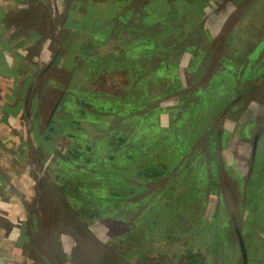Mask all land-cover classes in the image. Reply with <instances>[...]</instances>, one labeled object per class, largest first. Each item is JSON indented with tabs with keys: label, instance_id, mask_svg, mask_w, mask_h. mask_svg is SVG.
Returning <instances> with one entry per match:
<instances>
[{
	"label": "rangeland",
	"instance_id": "obj_1",
	"mask_svg": "<svg viewBox=\"0 0 264 264\" xmlns=\"http://www.w3.org/2000/svg\"><path fill=\"white\" fill-rule=\"evenodd\" d=\"M15 1H18L19 5L21 3L29 4L27 6L30 8V12L35 13L33 19L40 31L47 34L46 38L50 36V39H53L54 36L59 35V31L56 33V21L60 19L61 14L56 11L55 0L53 2L52 0H44V2L43 0ZM14 4L15 8H12L10 13L15 9L14 13L19 17L22 16L27 8L23 9L15 2ZM10 30L8 28L0 36V49L1 46L3 47L2 43L6 42L5 44L10 46L8 52L11 57L5 55L7 50L4 49L3 54L0 50L1 61L7 60L8 65L15 64L20 78L25 76L30 68H34L31 75L33 77L38 71L37 68L42 67L50 57H53V73L51 75L54 77L58 72L60 59L55 56L59 49L55 50L56 47L52 45V40L44 42V44L48 43L47 47H44L41 44L43 41L39 42V39L35 40L34 43L32 41L30 51L32 53L35 51L38 54L36 61L32 65H27L20 52L28 43H22L19 46L14 44V40L9 39V36L13 34L9 35L12 31ZM2 36H4L3 39ZM250 42L252 43V41ZM200 54L202 52L197 51L195 57L198 58ZM7 62L5 63L7 64ZM86 65L87 63L80 64L77 71L71 73L73 77L69 89L73 91V95L81 96L83 95L82 92L87 91L89 95L86 96L89 98L92 97L93 93L113 98L111 92H127L129 78L124 77L127 72L125 69H112L109 72L105 70L96 71L95 67L94 70H91V67H86ZM180 70L183 74L181 81H179L181 85L177 89L181 87L187 89L194 70L186 69L185 73L183 69ZM207 71L209 70L205 68V73ZM240 71L241 69L236 68L223 69L222 73L219 74L223 76L222 84L220 81L217 84V80L212 81V88H214L212 97L216 96L220 90L226 89L224 91L226 94L221 93L220 95L227 96L226 100L232 98L236 93L232 82L234 78H237ZM253 80L254 78L250 81ZM32 82L33 85L29 86L26 103L29 117L25 122L30 131L26 136V141H30L31 144H26L28 151L23 162L25 165H14L17 162L15 157L19 156L17 154L18 148L10 149L5 145L3 147L5 157L9 160L8 167H4L8 173H6L7 176L14 175L20 181L23 175L16 173L18 168L20 172L33 180L32 189L35 186L33 197L28 203L27 201L24 203L23 194L18 190L20 189L19 186L17 188L13 185V190L17 194L20 193L21 196L19 197L25 205L26 210L23 213H16L14 216L10 211L0 207V256L7 264H48L43 256L53 264H117L113 254L115 252H122L126 256H130L132 258L130 259L131 264H187L189 262V260L187 261V254H189L188 259L192 255H197V259L201 258L202 261L204 256L208 259L211 258V264H221L219 261L220 254L223 256L231 254V258L233 255L235 258L238 257V246L231 233L230 218L232 215L227 213L225 206L221 203L222 199L220 201L218 196L219 190L215 188L210 195H207L210 183L208 170L209 168L214 170V167L218 166L216 169L218 171L221 169V174L227 180L226 183L229 188L226 186L225 189H230V193L233 192L240 198L242 189L245 187L244 176L250 168L252 136L258 126H264V116L255 117L256 119L251 116V121H248L249 127L243 129L241 124L238 125L233 121V117H231L233 120L226 119L230 113L228 110L217 122L220 127H217L216 124L211 125L209 138L215 139L217 148L212 149L210 143L206 145L205 141H202L199 142L197 149L187 153L188 149L192 150L191 146L194 139L202 131L203 126L207 124L208 118H211V113L208 115L203 112L204 116L197 114L177 120L178 134L187 140H185V149H182L183 145L178 144L172 134H168L170 118H168L169 114L163 111L168 106L178 102V98L175 96L177 94L162 98L166 95L163 90L155 84H151L148 86V91L146 88L144 89L147 91V94L144 92V99L142 98V101L132 99V103L139 107L143 106L146 110H153V114H155V110H158L157 119L160 125L148 127L131 146H125L122 154L111 157L109 163L101 159H96L93 163L89 162L90 160H77V152H81L80 149H84L88 144L90 147L100 144L98 142L103 141L109 128L119 124L126 128L129 121L124 122L123 117L119 115L98 116L96 119H85L83 122H71L65 132L61 130L55 133L49 131V129L53 130L54 127L46 126L45 123L50 110L58 100L59 91L42 94L44 81L34 78ZM251 86L250 84V88ZM133 88L134 86H132ZM135 90L141 91V88L136 87ZM255 92L256 95L259 93L264 95V80L259 81L254 86L252 94ZM44 96L51 97L47 98L43 104ZM158 99L159 101H157ZM153 101L155 103H152ZM141 102L143 103L141 104ZM215 102L212 100L213 114L221 104L220 101L216 102L217 106L214 107ZM245 103L248 106L244 105L243 108L232 106V108H241L242 116L238 119L240 123L241 120L245 121L250 114L259 112L258 110L264 114V103L251 100ZM234 105L238 106L237 103ZM71 107L76 109L75 105H71ZM65 112L64 107L55 111L57 117H62ZM32 116L34 119L31 118ZM32 123L34 124L32 125ZM75 125L82 126L80 128H83V133H75L79 130H77L79 126L76 127ZM34 127L36 128L32 129ZM43 129H45L44 132ZM93 149L91 153L98 151L96 149L93 151ZM100 153H103L104 156L107 155L106 152L95 154L98 156ZM177 160L179 164L176 165ZM173 165L175 166L174 169H178L177 175L167 183L165 191L157 199V204L155 203L154 207H150V210L138 220L119 224L109 220L103 214H96L94 218H89L86 213V216H83L82 213L74 212V208H77L76 202L83 200L80 199L83 198L81 194H88L89 198L91 197V187L95 188L93 192L96 195L95 198H98L97 195H111L113 193L134 194L141 188L142 184L171 173L170 169ZM6 179L8 181L7 177ZM38 186H40L39 189ZM62 189L70 194L69 197L63 196V200L60 195ZM4 199L6 198L4 197ZM160 205H162L161 210L165 209L161 211L162 214L156 211ZM178 207H181V211L175 213L179 215L178 219L174 218L173 215H168V210L174 214ZM29 209H31L30 212H28ZM32 211H35L37 215V231L31 229L29 216ZM178 222L180 226L177 225ZM75 235L79 236L80 243L78 239H75ZM139 236L142 237L138 242L136 240L139 239ZM210 243H217L215 245L218 253L216 256L215 252L209 254ZM127 259L129 260V258ZM191 260L193 262L192 258ZM238 261L239 257L237 264ZM206 262L209 261L206 260Z\"/></svg>",
	"mask_w": 264,
	"mask_h": 264
},
{
	"label": "trees",
	"instance_id": "obj_2",
	"mask_svg": "<svg viewBox=\"0 0 264 264\" xmlns=\"http://www.w3.org/2000/svg\"><path fill=\"white\" fill-rule=\"evenodd\" d=\"M70 8L71 6H68V8H66L64 11H61V15L66 12L68 13L70 11ZM34 14L35 13L30 12L29 17L26 20H23L25 26L23 37H32L34 40L39 39V42L43 41L41 44H44L45 40L47 39L52 40V45L56 47L55 50L59 49V51L56 52L57 55L75 56V63L77 66L75 65V70H73L72 72L77 71L78 66L82 63H87L86 67L90 66L91 70H94L95 67L96 71L105 70L109 72L112 69L121 70V68L127 71L126 75L124 74V77L127 76L129 78V87L126 93L123 91H118L117 93L111 92L113 93V98L104 97L102 95L99 96V94L93 93L92 97L89 98V96H86L89 95L87 91L85 93L82 92L83 95L81 96L73 95V91L70 90L68 86L66 94L64 93L61 100H59V102L57 101V103H55L52 107L53 110H50L45 125L54 127L53 130L49 129V131H54V133L58 130H62V132L67 131V126L71 122H83V120L85 119H96L98 118V116L104 117L119 115L123 117L124 122L126 120L129 121V124L126 128L121 127L120 124L109 128V131H107L104 135L103 141L98 142L100 144H96V146H94L95 148L90 147V144H88L84 149L81 148V152H77L76 154L77 160H90L89 162L94 163L96 159H101L109 163V159L111 157H115L117 155L119 156L120 154H122L124 151L123 149L126 148L125 146H131L137 139V137L145 132L148 127L160 125V122L158 123L157 119V116L159 114L158 110H155V114H153V110H146L143 108V106L139 107L132 103V99H140L142 101V98L144 99V92H146L147 94L148 86L151 84H155L157 87H159V89L161 88V90H163V93H165L166 95L162 96V98L174 96L175 94H177L175 96L178 98V102L174 105L168 106L167 109L165 108L163 111L167 112L169 114L168 118H170V127H168V134H172L174 136L173 138L177 140L178 144L183 145V147H181L182 149H185L187 140L185 138V141L178 134V129L176 127L177 120L179 121L197 114H201L204 116V114H202L203 112L207 113L208 115L211 113L212 116H210L211 118H208L207 124L203 126L202 131L199 132L194 139V143L191 146L192 150L188 149L187 153H189L190 151L193 152L195 149H197L200 144L199 142L202 141H205L206 145L207 143H210L212 149L217 148L215 139L212 140L209 138L212 128L211 125L216 124L218 125L217 127H220L217 122L221 117L224 116V114H226L228 110L230 111L231 106L235 103H242V98L245 97L247 93L248 96L250 94V96H252V90L254 86L259 81L264 80V72L259 73V76L255 78L256 71H251L250 68L249 70H247L248 74L243 80L241 79L242 74H240L239 78L238 76L237 78H234L232 85L234 86V90L236 93H234V96L232 98L226 100L227 96L220 95L221 93L226 94L224 92L226 89L222 91L220 90V92L216 96L214 95V98V96L212 97L214 89L212 88V81L217 80V84L219 81L220 84H222L221 80L223 79V76H220L219 74L222 73L221 71H223V69H227L217 67L213 70L210 69L209 71H207V73H200L202 72L200 70L197 74L194 75L195 77L191 79L189 86H187V89L183 87L177 89L181 85L179 83L180 80L176 74L177 71L176 69L172 70L171 65L164 61V45L162 46L159 41L162 38L163 33L171 31L173 25L169 24L164 26L163 29L155 31L149 29V24H146L145 21H143V23L139 22L135 24L136 26H133V23H130V25L128 24V26L126 27V30L125 28H121L120 30L116 31V43L112 52L100 55V53L95 49L93 43L90 42L89 36H83V34H81L83 30H86L85 24L84 22H81V20L71 19L70 17H67L65 19L60 18L58 21H56V33L57 31H59V35L54 36L53 39H50V36L46 38L47 34L45 32L42 33L38 28L36 21L33 19ZM100 23L102 31L95 32V36L105 41L107 35H109V30H111L113 26V21ZM11 26H14V24L12 23ZM135 28H137V30ZM124 30L126 31L127 36L124 34ZM73 35L74 38L73 41H71ZM3 38L4 36H2V39ZM24 38H20L18 41H16V44L19 46L20 43H23ZM5 43L6 42L2 43L3 47L1 46L0 49L2 54L4 49L10 51V46L6 45ZM148 47H150L151 49H149ZM56 58H58V56ZM220 60L224 61V63H231L239 66V60H241V56L235 52H227L221 54ZM0 66L1 71H10L15 78L18 77L19 73L18 71H16V68L9 67L5 62L1 60ZM243 71H245V69H242L240 72ZM252 78H254V80L250 81ZM250 84L252 85L251 88ZM132 86H134L133 89ZM136 87L141 88V91L135 90ZM145 88L147 89V91L144 90ZM170 88L172 89L169 90ZM94 91L97 90L94 89ZM159 99L157 101H159ZM212 100H215L217 103L220 101L219 103H221L219 109H217L214 114ZM216 102L214 104V107L217 106ZM142 103L143 102H141V104ZM152 103L155 102L153 101ZM152 103L149 104L152 105ZM71 105H75L76 109H73ZM63 107L66 109V112L64 113L63 117H57L55 113L56 109H61ZM15 109L16 108H14V110ZM75 126H79L77 128V130H79L75 133H83V128H80L82 126ZM71 132L74 133L72 130ZM77 141H79L78 138ZM92 149L93 151L95 149L98 150L97 152H106L109 156H104L103 153H100V155L96 156L95 153L97 152L91 153ZM263 151L264 149L261 150L258 147L256 148L254 158L250 162L249 171L244 176L245 187L244 189H242V195L240 197L241 199L237 196V194H234L233 192L230 193V189H228L229 187L226 183L227 180L221 174V169L219 171L218 169H216V167L218 166H215L214 170H212L211 168H209L208 170V179L210 183L207 195H210L215 190V188L219 190L218 196L220 198V201L222 199L221 203L225 206L227 213H229V215H232L230 218L232 223L231 233L234 236L238 246L233 228V217L237 220L246 245L247 264H264V243L258 235L259 231L264 228V220H262L264 218V213H261L262 215L260 216L262 218V222L256 221L249 223L248 220L243 221L241 219V212L243 209H249L251 210V212H255L256 210H264L263 208H261L264 207L262 206L264 205V196H262L264 194V160L262 161L260 157ZM217 161L218 160L216 159V162ZM218 163L219 162H217V164ZM175 164H179V161L177 160ZM174 165L171 167L172 170L170 169L171 173L167 174L166 176L151 180L149 181V183L142 184L141 188L134 194L113 193L111 195H97L98 198H95L96 195L93 193L95 188L91 187V197L89 198L88 194H81L83 198L80 199L83 200L76 202L77 208H74V212L82 213L83 216H86V213L88 214L89 218H94L96 214H103V216H106L109 220L116 221L119 224H125L138 220L139 218L143 217L148 210H150V207H154L155 203L157 204V199L161 195V193L165 191L164 189L167 183L172 177L177 175L176 172L178 169H174L173 167L176 166ZM223 186L225 187L221 189V187ZM226 186L228 187L227 189H225ZM60 195L62 196V200L63 196H70V194L63 189L61 190ZM160 207L162 208V205L157 207L156 211H159V213L162 214L161 211H164L165 209L161 210ZM180 209L181 207L176 208L174 214L172 213V211L170 212V210H168V215H173L174 218L178 219L179 215L175 213L181 211ZM29 217L31 221V229L33 231H37L38 222L36 212L32 211ZM177 225L180 226L179 222L177 223ZM259 226H261V228H257ZM74 237L75 239L79 240V236L75 235ZM141 237L142 236H139V239L136 241L139 242L141 240ZM216 244L210 243L209 254L211 252H215V256L216 254H218L217 246H215ZM113 254L114 258H116L118 262L117 264H131L132 262L130 260L132 258H130V256L128 255L127 257L125 253L123 254L122 252H115ZM220 255V258L225 257L222 254ZM226 255L230 257L231 254ZM125 256L129 258V260ZM186 257L187 261L189 260L187 264L212 263L211 258L208 259L206 258V256L203 257V261L201 258H199V260L201 261L200 263L198 262L199 260L197 259V255H192L191 258L193 259V262L191 258L188 259L189 254H187ZM206 260H208L210 263L206 262ZM239 264H242L241 255Z\"/></svg>",
	"mask_w": 264,
	"mask_h": 264
},
{
	"label": "crops",
	"instance_id": "obj_3",
	"mask_svg": "<svg viewBox=\"0 0 264 264\" xmlns=\"http://www.w3.org/2000/svg\"><path fill=\"white\" fill-rule=\"evenodd\" d=\"M14 2L19 5V2L15 0H0V36L9 28L13 31L9 33V35L13 33V36H9V39L14 40L13 43L16 44V41L24 38L25 26L23 20L29 17L30 8L27 6L29 5L28 3H21L19 6L23 7V9L27 8V10H24V14L19 17L14 13L15 9L10 13L11 9L15 8ZM55 5L58 14H61V11L71 6L72 9L70 8L68 13L60 15V18L70 17L71 19L84 22L86 30H83L81 34L89 36L90 42L93 43L100 55L112 52L116 43V31L121 28L126 30L130 23L136 26L135 24L145 21L146 24H149V29L155 31L163 29L166 25H173L171 31L163 33L159 41L162 46L164 45V61L171 65L172 70L176 69V74L180 81L183 74L180 69H183L184 73L186 69L194 70L192 78L200 70L202 71L200 73L205 72V68L208 70H213L217 67L245 69V71L238 73V78L239 74H242V80L246 77L248 74L247 70L250 68L251 71H256L255 77L259 76V73L264 72V0H55ZM109 21H113V26L108 32L109 35L103 41L95 36V32L102 31L100 22ZM12 23L14 26H11ZM135 29L137 30V28ZM125 30L124 34L127 36ZM73 38L74 35L71 41H73ZM45 41L48 42L49 40ZM31 42H35L32 37H25L23 43L28 44L20 52L27 65H32L36 61V55L38 54L35 51L34 53L30 51ZM45 44L42 45L47 47L48 43ZM148 48L151 49L150 47ZM197 51L202 52L198 58L195 57ZM227 52H235L241 56L239 66L224 63V61L220 60L221 54ZM6 56L11 57L10 54ZM55 56H58L60 60L58 62V72L54 77L51 75L53 73L52 62L45 67L48 60L42 67L39 66L37 68L38 71L33 77L31 75L34 68H30V71L20 78H15L10 71L0 70V207L10 211L14 216H16V213L21 214L26 210L24 203L26 201L28 203L33 197L35 186L32 189L33 180L20 172L18 168L16 173L23 175L20 181L14 175L7 176L8 173L4 170V167H8L9 160L5 157L3 147L5 145L10 147V149L18 148L17 154L19 156L15 157L17 162L14 161V165H25L23 162L28 151L26 144H31L30 141V143L26 141V136L30 131L25 122L29 117L27 116L26 108L29 86L33 83L34 78L44 81L42 94L58 90L57 103V101L61 100L64 93L66 94L73 77L71 73L75 70V56ZM8 66L17 67L13 63ZM51 96H44L42 99L43 104ZM248 100L264 103V95L261 93L256 95L255 92L250 98L248 95L242 98V102ZM245 102L244 104L237 103L238 106L234 104L232 106L243 108L244 105H247ZM232 106L226 119L233 117L234 120H231L238 125L241 124L243 129L249 127L248 121H251V116H254V118L264 116L258 110L259 112L250 114L245 121L241 120L240 123L238 119L242 116L240 113L241 108H232ZM14 108L16 109L14 110ZM257 147L261 150L264 149V126L260 130ZM260 157L263 161L264 151ZM13 185L17 188L19 186L20 189L18 190L23 194L24 203L19 197L21 196L19 195L20 193L17 194L13 190ZM261 208L264 209V207ZM261 213H264V210L251 212L249 209H243L241 219L243 221L248 220L249 223L262 222ZM257 228H261V226ZM258 235L264 243V228L259 231ZM240 255L241 253L238 254L239 259ZM238 257L235 258V255H233L232 258H229L228 255H225L219 261L221 264H237ZM245 264H247V260Z\"/></svg>",
	"mask_w": 264,
	"mask_h": 264
},
{
	"label": "water",
	"instance_id": "obj_4",
	"mask_svg": "<svg viewBox=\"0 0 264 264\" xmlns=\"http://www.w3.org/2000/svg\"><path fill=\"white\" fill-rule=\"evenodd\" d=\"M52 59H53V57H50L48 59V62L46 63L45 67H47L52 62ZM26 108H27V104H26ZM28 115H29V110L27 109V116ZM260 130H261V127L258 126L255 129L254 134L252 136L251 152H250L251 161L253 160L254 155H255L256 145H257V140H258V137H259V134H260ZM39 188H40V186H38V189ZM30 211H31V209L28 210V212H30ZM233 228H234V233H235V236H236V239H237V242H238L239 250H240V253H241V256H242L243 264H245L246 260H247L246 246H245V243H244V239H243L239 224H238L237 220L234 217H233ZM43 258L48 264H52L45 256H43ZM0 264H7V262L3 258H1V256H0Z\"/></svg>",
	"mask_w": 264,
	"mask_h": 264
},
{
	"label": "built area",
	"instance_id": "obj_5",
	"mask_svg": "<svg viewBox=\"0 0 264 264\" xmlns=\"http://www.w3.org/2000/svg\"><path fill=\"white\" fill-rule=\"evenodd\" d=\"M3 52H4V50H3ZM7 54H9V52L8 51H5V55H7ZM31 85H33V84H31ZM30 116H31V114H30ZM31 118L33 119V116Z\"/></svg>",
	"mask_w": 264,
	"mask_h": 264
},
{
	"label": "bare ground",
	"instance_id": "obj_6",
	"mask_svg": "<svg viewBox=\"0 0 264 264\" xmlns=\"http://www.w3.org/2000/svg\"><path fill=\"white\" fill-rule=\"evenodd\" d=\"M43 2H44V0H43ZM50 8V7H49ZM57 29V28H56ZM36 153V152H35Z\"/></svg>",
	"mask_w": 264,
	"mask_h": 264
}]
</instances>
